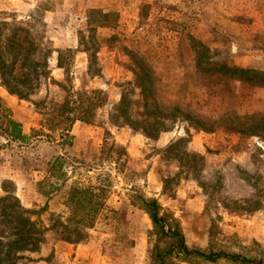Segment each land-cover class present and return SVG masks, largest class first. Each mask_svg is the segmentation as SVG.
Returning a JSON list of instances; mask_svg holds the SVG:
<instances>
[{
  "label": "rangeland",
  "instance_id": "374dc122",
  "mask_svg": "<svg viewBox=\"0 0 264 264\" xmlns=\"http://www.w3.org/2000/svg\"><path fill=\"white\" fill-rule=\"evenodd\" d=\"M35 3L37 9L23 17V0H0L4 60L11 62L14 42L24 36L51 52L50 74L38 88L35 81L16 87L29 98L11 95L17 99L11 118L29 141L0 136V197L13 195L32 212V221L48 228L51 214L67 224L64 203L72 182L98 186L99 176L108 174L111 187L81 241H61L64 230L57 225L16 264H157L153 252L172 241L161 238L150 220L143 202L151 200L166 214V224L179 226L189 251L264 264V77L237 78L218 70L223 65L264 74V0ZM59 54L63 68L56 70ZM135 72L152 79L162 111L180 112L157 138L110 123L109 113L125 92L130 102L139 98ZM94 90L105 95L106 104L90 123L72 125L69 146L60 131L46 130L47 110L36 106L40 100L62 102L69 91ZM105 141L123 150L118 163L109 161L117 155L106 152ZM184 154L202 157L196 175L181 165L187 163ZM57 158L66 178L47 198L49 188L42 184ZM78 248L89 250L81 255ZM163 262L242 264L178 253Z\"/></svg>",
  "mask_w": 264,
  "mask_h": 264
},
{
  "label": "trees",
  "instance_id": "16d2710c",
  "mask_svg": "<svg viewBox=\"0 0 264 264\" xmlns=\"http://www.w3.org/2000/svg\"><path fill=\"white\" fill-rule=\"evenodd\" d=\"M99 27H107L101 24ZM14 53L11 62L7 63L0 52V82L1 86L10 94L17 96L19 100H27L29 95L21 93L16 87H31L35 81L38 88L42 78H47L50 74L48 68V58L50 51L41 48L37 44L30 42L26 36L14 42ZM1 49V48H0ZM88 51V50H84ZM57 68H63L61 55L58 56ZM207 70V68H203ZM218 70L221 73L231 74L237 78L243 76H259L264 74L256 71L241 68H231L221 65ZM140 72H135V82L133 87L139 90V98L130 102L128 92L121 96L120 101L114 105L109 113V120L113 126H128L135 132H139L147 138H157L161 133L167 132L169 126L166 123L174 122L179 110L162 111L152 93V79L149 76H139ZM10 83H13L10 84ZM61 87V83L57 82ZM37 90V89H35ZM34 90V91H35ZM106 104L105 95L100 90L91 92H78L76 94L67 92L63 96L62 102L49 101L46 98L37 104L44 107L47 112L46 130L49 132L60 131L63 143L70 145L69 130L75 122L90 123L93 119V112ZM109 136V132L106 133ZM0 136L7 138L11 142L25 144L29 141V136L22 132L20 123L11 118L10 110L4 106L0 99ZM106 140V138H105ZM178 145L172 144L167 149L171 150ZM109 146L106 152H113L117 156H108L109 161L118 163L123 150H113V145L105 141L104 147ZM109 155V154H107ZM115 159H114V158ZM118 157V158H117ZM187 163L182 162L191 175H196L198 164L202 157L196 154H184ZM64 162L60 158L49 164V176L42 184L48 187L44 195L49 198L53 192L60 190L65 182L66 173L63 170ZM167 181V180H166ZM165 181V182H166ZM170 181V180H169ZM111 187V179L108 174L99 176L98 186L85 185L79 182H72L67 192L64 208L68 215L67 224H61L54 214H51V226L46 228L31 220L32 212L23 208L19 200L8 193L0 197V264H16L17 260L30 251L39 236L59 225L63 228L64 234L60 240L69 244L81 241L83 232L92 228L99 211L104 205L107 191ZM149 214V218L157 229L161 238H167L172 242L163 251H154L153 257L157 264H164L165 257L173 253L183 254L187 257L197 254L210 262H216L220 258H227L242 264H262L249 259H242L239 256H226L221 253H210L204 255L200 252L189 251L185 245L183 236L177 224H166L167 216L162 214L161 207L156 200L143 202ZM173 221V220H172Z\"/></svg>",
  "mask_w": 264,
  "mask_h": 264
},
{
  "label": "crops",
  "instance_id": "0c3cea01",
  "mask_svg": "<svg viewBox=\"0 0 264 264\" xmlns=\"http://www.w3.org/2000/svg\"><path fill=\"white\" fill-rule=\"evenodd\" d=\"M35 9H37L35 0H23V17H28L32 12L35 11ZM59 47L60 46H58L57 49ZM76 47H75V49H76ZM83 54L85 55L86 53L84 52ZM54 59H55V61H54ZM54 59H53V61L56 63L57 59L56 58H54ZM56 70H61V69L57 68ZM0 99L2 100V102L5 103V106L10 109L11 113L15 112V108L17 107V99L14 96L9 95L5 91V89H3L1 86H0ZM23 133H25L24 130H23ZM77 250H78L77 251L78 254L85 255V253H86L85 251H88L89 248L88 249L87 248H78Z\"/></svg>",
  "mask_w": 264,
  "mask_h": 264
}]
</instances>
